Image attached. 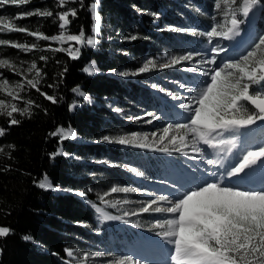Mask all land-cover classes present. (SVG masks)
<instances>
[{
    "label": "trees",
    "instance_id": "obj_1",
    "mask_svg": "<svg viewBox=\"0 0 264 264\" xmlns=\"http://www.w3.org/2000/svg\"><path fill=\"white\" fill-rule=\"evenodd\" d=\"M28 1V5L46 7L53 13V16L30 18L33 30L48 37L61 32L79 34L83 30L86 40L94 36L97 42L89 46L85 42L63 41L58 44L57 41L39 39L36 47L20 51V55L37 65L40 71L37 88L40 91L28 84L22 88L16 100L17 107H28L27 113L16 112L12 117H8L7 113L0 114V129L4 130L0 135V227L11 230L7 236L0 237V264H71L65 256V249L74 245L72 241L76 238L72 234L86 238L94 223L95 211L88 201L96 205L100 203L99 197L89 191L93 181L88 173L107 175L103 164H93L88 157H102L104 149L120 155L134 152L97 141L100 128L107 124L109 114L99 102L105 96L111 97L124 91L133 94L138 85L145 86L105 73L106 69H113L118 64L106 52L105 36L99 41L96 35L90 33V20L85 14L89 0H65V6L76 8L81 5L83 11L72 20L66 31L59 29L57 14L66 11L59 6V0ZM165 1L173 0H100L99 10L108 29L117 26L120 30H128L135 23L140 30L150 34L152 30L145 24L146 16L131 10L130 6L157 10ZM160 32L163 35L173 34L166 30ZM100 42L103 43L101 48ZM7 47L9 55L20 50ZM56 48L63 50L55 51ZM77 48L78 58L72 59L68 50L75 51ZM140 48L145 49L141 45ZM41 57H46V60H41ZM125 61L121 58L122 63ZM86 65L94 67V74L88 75L83 71ZM4 72L10 77L18 76L10 70L4 69ZM77 86L90 99L73 92ZM40 92L55 97L57 102L46 99ZM73 98L80 103L70 110ZM244 107L247 112H254L250 104L245 103ZM11 119L19 123L11 125ZM59 127H70L75 132V138L61 140L59 135H51ZM141 152L148 166L158 160L154 152ZM45 175L53 186L47 190L38 186ZM80 192L86 193V198L77 194ZM113 230L111 224H106L103 231L109 234ZM25 236L30 239L25 240ZM253 263L257 264L255 259Z\"/></svg>",
    "mask_w": 264,
    "mask_h": 264
},
{
    "label": "rangeland",
    "instance_id": "obj_2",
    "mask_svg": "<svg viewBox=\"0 0 264 264\" xmlns=\"http://www.w3.org/2000/svg\"><path fill=\"white\" fill-rule=\"evenodd\" d=\"M28 3L29 1L27 0L26 3L22 4L0 5V18H6L16 26L24 27L28 31L37 32L31 28L32 23L29 22V19L32 17H43L44 15H39L37 13L49 10L46 7L28 5ZM92 3L97 4L96 11L100 16L98 24L99 32L95 34L92 31L95 21L89 10V6ZM242 7L243 0H236L235 4L232 3V0H173L165 1V4L158 7L157 10L148 9L149 7L131 5V10L146 16L147 20L145 24L152 30V33L149 34L148 32L140 30L139 26L135 23H132L128 30H120L117 26L109 27L108 29L105 20L100 14V0H89V4L85 9V14L88 15L90 20V33L96 35L99 41L105 36L104 43H107L106 52L110 57H114V60L118 64L113 69H106L105 73L115 78L131 80L134 82L133 84L136 85L139 83L143 84L145 88L138 85L137 88L135 87L136 89L133 94L124 91L119 94H113L111 97L105 96L102 101L99 102L107 109L109 114L107 117V124L100 128V132L96 138L97 141L101 144H114L116 148L120 146V148L129 149L134 151L137 155L134 152H132L131 155H120L119 153L116 154L115 151L112 152L113 150L104 149L103 152L105 153H103L104 155L102 157H93L92 155L88 157L91 163H100L107 168L105 170L107 175L104 173H88L93 181V185L89 188V191L96 194L98 197L108 193V195H105V199L116 204V207H109L100 202L97 206L104 208L109 214L118 215L120 217L119 220H122L126 225L116 226L114 228L115 232L108 236L103 230L110 221L104 220L102 216H99V214L94 211V223L90 226L86 238L72 234L73 237L76 238L75 241H72L74 245L65 249V256L69 262H72V264H117V262H126L124 258L128 257L129 261L125 264H132L133 260L126 255V252L133 248L136 242V246L140 244L138 240H136L141 236L139 233L142 232L140 231L150 232V229L159 231L164 230L155 228L153 225L156 219L167 216L165 212L124 215L125 212H138V210L145 206L150 199H155L159 195L164 194L163 192H167L163 189L165 183L158 179L164 174L165 169L163 171L157 170L158 163H161L162 167V161L165 165V161L170 160L167 154H183L184 157H189L184 154V149L179 152L171 150L173 145L168 143L167 138L162 143L157 142L158 138L154 140L153 143L149 142L153 137L151 133L159 131V136H161L164 134L163 129L169 124L183 122L187 119V114L184 110L177 106L179 101L174 100L169 93H175L181 95L182 98H187L190 95H196V90L202 89L204 84L209 82L208 78L200 73L206 68L216 67V64H205L202 61L213 57L214 54L209 51L212 46H220L225 49V47L228 48L231 43L228 44L227 42H229V40L225 41L222 38H213L212 44H209V38L201 35V33L210 30L211 27L216 24L230 26L228 21L231 19L232 13H236L238 19H244ZM64 8L66 11L72 9L76 11L75 17L71 15L68 16L70 23L79 16L80 12L83 13L81 5L76 8L64 5ZM254 8V13L245 20V23L240 25V34L242 33L241 37L243 39L247 37L249 30L255 29L257 37H255L252 43L248 45L241 54L231 52L229 55H223L224 52L220 53V55L216 57L217 64L222 65L224 62L235 60L241 55H246L247 51L252 50L254 45L259 42L258 38L264 36V0H258ZM27 13L32 14L26 15ZM18 16L22 18H18ZM57 20L59 24L62 23L59 21L58 16ZM70 23L66 25L65 29L59 28L60 31L68 30ZM242 26L248 29V31L245 29L248 33L244 32ZM178 29H186V31H179ZM162 30L172 32L173 34H160ZM111 31L114 33L112 34ZM132 37H135V39ZM0 40L8 42L0 44V59L8 60L9 63L15 65L16 69L14 72L7 66L0 68V100H4L8 105L6 108L0 109V114H2L11 110V104L15 103L17 105V101H13L8 95V92L20 94L22 88L27 85L24 77L37 80L36 70H32L31 72L28 71L31 64L34 62L29 60L26 56L20 55L21 50L23 52L25 51L19 48L20 50L9 55V47L7 46L9 45L11 47L12 43H18L28 45L29 48H31L32 45L38 44L39 39L35 36H29L27 32L11 34V32L5 28L3 31H0ZM86 41L85 39L84 42L87 44ZM57 42L61 44L60 41ZM102 44L101 42L99 43L100 48ZM140 45L145 49L142 50ZM100 48L99 50L101 51ZM188 53H193L191 61H181L180 63L172 65L173 59L187 55ZM257 55L264 56V50H257ZM121 58H125L126 61L122 63ZM149 60H152L153 63L148 65V71L145 73L128 76H121L118 74L123 71L138 70ZM164 64L170 66L162 67ZM187 67H192L195 71H185L184 69ZM4 69L13 71L18 76L12 75L10 77L4 72ZM4 79H7V85L3 84ZM21 84L23 85L22 88L18 86ZM153 84L159 87L154 89L152 87ZM181 84L186 87H181ZM252 88L264 92V88H261L260 85H253ZM74 101L78 100L73 98L70 105H72ZM79 103L78 101L76 106H78ZM75 107L71 109L73 110ZM245 113H247V111L242 110L240 115H245ZM153 117H155V119ZM146 120H152V123H146ZM185 131L186 130L181 129L177 132V129L173 127L169 129L168 135L169 137L172 135L179 136ZM133 133L140 134L141 136L147 135L148 138L146 143L149 147H136L131 143L122 145L115 142L120 138L128 139ZM104 137H109L111 142L105 140ZM76 139L82 141L80 137H76ZM190 139L191 137H189V140ZM176 144L179 146V139H177ZM157 147H168L169 151H157L155 150ZM141 151L158 152V160L153 161L151 165L148 166V162L143 157L144 153ZM206 163L207 162H204V165ZM115 165H119V167ZM132 169H135L136 172L141 173V175H136ZM114 186H127L136 191L131 193H111L110 189ZM125 201H127V203H125ZM162 204L165 203L159 202L158 205H154L153 208L156 206L164 208ZM66 250L72 251L73 256L69 257ZM254 259L255 258H246V260L241 261V263L247 264V260L254 261Z\"/></svg>",
    "mask_w": 264,
    "mask_h": 264
},
{
    "label": "snow or ice",
    "instance_id": "obj_3",
    "mask_svg": "<svg viewBox=\"0 0 264 264\" xmlns=\"http://www.w3.org/2000/svg\"><path fill=\"white\" fill-rule=\"evenodd\" d=\"M27 0H0V5L5 4H22ZM235 4L236 0H232ZM258 0H243L242 15L244 19H238L236 13H232L231 19L228 21L230 26L224 24H216L210 30L202 32L201 35L207 36L208 43L212 44L213 38H222L230 40L233 35L240 34V25L245 23L249 17L250 12ZM65 0H59V6L64 7ZM97 4L92 3L89 10L95 21L93 25V33L99 32L100 16L96 11ZM27 13L26 15H31ZM44 16H53L51 11L37 13ZM60 29H65L66 25L70 23L68 16H76L74 9L58 13ZM18 18H22L18 16ZM7 29L10 32H27L29 36H35L37 39L52 40V41H72L76 44H81L85 40V33L83 30L79 34H66L61 32L59 35L52 37L45 36L41 33L28 31L24 27L16 26L14 23L6 18H0V31ZM223 29V30H218ZM179 31H186V29H178ZM195 31V30H193ZM135 39V37H132ZM258 43L254 45L252 50H248L246 55H241L235 60L224 62L222 65L217 64L216 57L225 49L220 46H212L209 51L213 53L211 59L202 61L205 64H216V67L206 68L200 74L208 78L207 83L202 89H198L196 95H190L187 98H182L181 95L169 93L172 98L179 101L178 107L183 109L187 114V119L183 122H176L169 124L163 129V135L158 137L155 132L151 133L154 140L162 143L166 138L168 143L173 145L171 150L181 151L182 149L191 148V151L196 154H202L204 149L198 145H206L210 149H221L228 144L235 147L231 140H225L223 135L225 132H231L239 128L247 127L255 124L256 121H264V92L253 89V85H260L264 88V56H258L257 50H264V36L258 38ZM87 44L94 46L97 42L94 36L87 37ZM8 43L0 40V44ZM11 47L20 48L24 51L29 50V46L25 44L12 43ZM31 47H36L32 45ZM63 49L56 48L55 51ZM68 54L72 59H77L79 49L68 50ZM198 55V54H197ZM193 53L180 56L173 59L172 65L180 63L181 61H191ZM41 60H46V57H41ZM153 61L149 60L144 66L134 71H123L118 73L121 76L138 75L148 71V65ZM7 66L9 69L16 71L15 65L9 63L6 59H0V68ZM164 64L162 67H169ZM36 70V76L40 75L35 63L31 64L28 69L29 72ZM188 72H194L195 69L187 67L184 69ZM88 75L94 74V67L86 65L83 69ZM22 75V74H21ZM26 79L28 85L40 91L37 88L38 80ZM3 84L7 85V79L3 80ZM20 88L23 85H18ZM52 87V85H49ZM152 87L159 86L153 84ZM181 87H186L181 84ZM164 91L163 89H160ZM191 91V90H190ZM73 92H79L86 100L90 99L86 93L80 91L79 86L73 89ZM46 99L56 103V98L49 96L46 93L40 92ZM8 95L13 101L19 98V94L8 92ZM78 101H74L71 108L75 107ZM245 103L251 104L256 111L247 112L246 115H240L243 111H247ZM8 105L4 100H0V109L6 108ZM11 110L7 112L8 117H12L13 113L20 112L21 114L29 111L28 107L20 109L15 103L11 104ZM152 115V114H148ZM155 119V117H153ZM146 123H152V120H146ZM19 121L11 119L10 124H18ZM175 127L177 132L179 130H186L183 134L172 135L169 137V129ZM4 130L0 129V135H3ZM53 136L59 135L61 140L67 138H75V132L70 127L69 129L57 128L55 132L51 133ZM189 137L191 139L189 140ZM147 135L133 133L130 138H120L116 143L126 145L133 144L136 147H149L146 143ZM109 140V137H104ZM179 139L180 144L177 146L176 142ZM13 147L14 146H9ZM155 150L167 152L168 147H157ZM231 151V148L229 149ZM2 151V149H0ZM185 155L188 153L185 152ZM191 158V157H190ZM264 158V146H259L255 150L247 151L242 158L235 164L231 165L224 172V176L229 178L238 177L245 172V169L251 165L256 164L257 161ZM207 163L212 165L214 161L208 159ZM119 167V165H115ZM136 175L141 173L132 169ZM216 175V173H212ZM38 186L42 189H49L53 186L48 182L45 175L44 179L40 180ZM136 191L131 187H111V193L123 192L131 193ZM179 192V189H177ZM78 195L86 198L87 194L80 192ZM104 195L99 196L102 204L109 207H116V204L105 199ZM95 209L96 213L100 214L104 220L119 219L117 216H110L103 212L101 207L88 201ZM159 202H164L167 207L161 208ZM127 203V201H125ZM161 213L165 212L171 214L163 218L155 220L153 227L164 229L156 232L157 236L165 239L169 244L174 246L171 253L172 264H241L246 258H255L257 264H264V190L250 191L238 188L232 184L224 183L223 181H211L196 185L193 188L180 192L179 195L162 194L155 199H150L145 206L141 207L138 212L128 213L124 215H137L141 213ZM8 227H0V237H5L10 233ZM25 240L30 237L25 236ZM69 257L73 256V252L66 250ZM125 261L129 258L125 257ZM117 264H124V262H117ZM247 264H252L251 260H247Z\"/></svg>",
    "mask_w": 264,
    "mask_h": 264
},
{
    "label": "bare ground",
    "instance_id": "obj_4",
    "mask_svg": "<svg viewBox=\"0 0 264 264\" xmlns=\"http://www.w3.org/2000/svg\"><path fill=\"white\" fill-rule=\"evenodd\" d=\"M254 9L250 12L249 16H251L254 13ZM244 32H247L248 29L244 26H242ZM247 31H246V30ZM249 32V33H248ZM247 33V37L243 38L240 35H233V38L229 40V42H227L229 45L228 48L225 47V51L223 55H229L231 52H237L238 54H241L243 52V50H245L248 45H250L252 43V41L255 39V37H257L255 29L253 30H249ZM226 41V40H225ZM226 43V44H227ZM224 57V56H222ZM256 124L259 127V129H255L254 131V135L263 133L264 132V122L263 121H256ZM157 134V138L160 134L159 131L156 132ZM149 142H154V138L152 137V140ZM199 147H201L202 149H204L202 154H196L193 153L191 151L190 148H186L184 149L185 152H187L188 154V162L191 166V168L185 170L182 167H178V169L176 170L175 168H171V166H168L167 169V175L170 179H173L172 183L176 182L175 185L170 184V186H173V188L175 189H179V186L181 184H186L185 188H181L183 191L189 189V188H193L196 185L199 184H203L205 182H211V181H218L217 179H213L211 177L212 173L216 172L214 169H211L208 163H206L204 165V162H207L206 160L209 159V157L211 158V152H216L219 153L222 150H224L225 148L222 147L221 149H210L207 148L206 145L200 144L198 145ZM259 146H264V140L261 141L258 144ZM244 144L241 142L240 143V147L239 150H242L244 148ZM257 147V148H258ZM255 148V149H257ZM191 157V160H190ZM207 158V159H206ZM259 162V161H257ZM256 162V163H257ZM207 165V166H206ZM259 165L254 164L251 165L249 168L245 169V170H255ZM208 167V168H207ZM194 172V173H192ZM260 172H262L261 178H263V180L261 181V185L260 188L262 187V190H264V168L262 170H260ZM248 182H252V180H255L253 177L248 176ZM161 183V182H160ZM165 183V182H164ZM234 185V184H232ZM181 187V186H180ZM245 188L247 189H257V188H251L249 186H245ZM164 190H166L167 192H163L164 194H173L172 192L168 191L166 187H163ZM182 191V192H183ZM174 195V194H173ZM164 205V207H167L168 205L166 204H162ZM103 212L106 214L107 210H105L104 208H102ZM167 216H170L171 214L166 213ZM99 216H101L99 214ZM160 236L157 237H143L141 238L142 244L137 247V242L134 245L133 248L129 249V251L126 252V255L131 257L133 260L132 264H172V261H170V259L168 258L167 253L169 252V250L173 247V245L169 244L166 240L165 241H161L162 239H160ZM150 262H148V261ZM129 261V260H128ZM126 261V262H128ZM124 262V264L126 263Z\"/></svg>",
    "mask_w": 264,
    "mask_h": 264
},
{
    "label": "water",
    "instance_id": "obj_5",
    "mask_svg": "<svg viewBox=\"0 0 264 264\" xmlns=\"http://www.w3.org/2000/svg\"><path fill=\"white\" fill-rule=\"evenodd\" d=\"M251 105V104H250ZM252 106V105H251ZM253 107V106H252ZM254 108V107H253Z\"/></svg>",
    "mask_w": 264,
    "mask_h": 264
}]
</instances>
